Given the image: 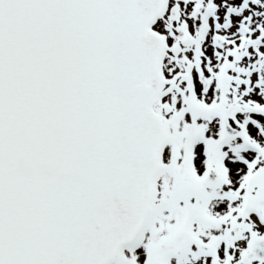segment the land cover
I'll list each match as a JSON object with an SVG mask.
<instances>
[{"label":"snow or ice","instance_id":"1","mask_svg":"<svg viewBox=\"0 0 264 264\" xmlns=\"http://www.w3.org/2000/svg\"><path fill=\"white\" fill-rule=\"evenodd\" d=\"M0 264H264V0H0Z\"/></svg>","mask_w":264,"mask_h":264}]
</instances>
